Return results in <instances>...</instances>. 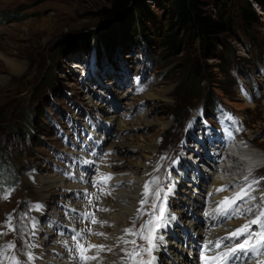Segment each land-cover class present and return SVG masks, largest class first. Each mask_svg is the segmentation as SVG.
I'll return each instance as SVG.
<instances>
[{"label": "rangeland", "instance_id": "1", "mask_svg": "<svg viewBox=\"0 0 264 264\" xmlns=\"http://www.w3.org/2000/svg\"><path fill=\"white\" fill-rule=\"evenodd\" d=\"M203 1L208 3L206 11L211 15L222 5V0ZM248 1L259 15V22L249 27L237 24L230 33L219 37L218 45L211 51L214 54L205 57L188 48L176 55L163 47L160 34L167 29L169 13L162 0H146L151 10L142 18L146 29L135 36L129 32L130 39H118L114 46L96 41L100 31L118 24L117 20L108 21L102 16L113 0H0V188L11 190L7 200L0 199V225L4 224L6 214H12L16 228L9 231L0 227V232L7 233L0 236V244L16 245L3 254L5 261L0 257V264H11L12 256L21 264H33L27 261L29 244L41 246L38 248L45 253L38 255L51 260L55 258L53 250L65 251L62 243L65 236L75 242L71 239L75 229L62 235L58 222L65 224L67 230L64 220L68 221L72 213L69 207L79 201L83 210L89 208L97 200L92 196V203L86 204L83 194L96 192L98 195L99 189L95 188H100L90 183L91 173L98 170L88 173L74 162L81 159L83 166L84 156L80 154L86 150L83 144L89 143L92 150L85 152L86 157L94 156L91 153L97 150L102 170L107 173L113 165L120 171L135 169L140 173L136 163H147L152 175L159 177L161 187L174 183L178 171L173 166L181 167V164L189 177L177 180L178 190L174 189L175 195H169L167 200V207L178 211H185L188 206L186 200L193 189L188 183L198 176L209 177L208 171L198 164L193 136L190 135L192 139L188 142L190 136L186 134L190 132L187 122L199 114L202 106L212 115L210 120L219 124L224 119L215 114L217 104L220 103V109L221 105L226 106L225 117L232 116L250 145L264 151V0ZM49 16L57 20L51 18V23H47ZM81 33L94 37L89 51L72 44L63 46L65 40L71 41ZM78 59L88 65L94 62L96 69L87 78L74 66ZM11 62L18 63L20 68L14 70ZM196 66H201L202 74L195 81L188 73ZM239 84L250 88L249 93L256 98L246 101L248 98L239 94L243 88ZM149 93H154V97ZM232 104H244V108ZM121 122L128 123L130 129L121 132ZM143 123L149 126L139 127ZM164 123H168L166 129ZM241 123L243 127L239 126ZM198 124L201 126L200 121ZM90 134L96 139L93 138L95 147ZM152 144L157 147L155 151L144 149ZM162 156L165 158L161 159ZM153 158L155 161L151 163ZM175 159L178 160L173 164ZM169 173L171 181L167 178ZM36 174L62 175L72 179L73 185L88 181L90 189L71 193L51 188L44 209L38 213L34 205L40 198L30 182V177ZM260 174L264 177V167ZM106 187L111 195L107 193L104 200L98 195L101 209L103 204L115 202V188ZM153 200L150 194L143 215L132 226L136 230L153 219ZM156 203L159 205L160 201ZM93 211L88 213L103 221V211ZM78 217L84 224L91 223L90 217L84 219L81 213ZM189 217V214L180 216L186 227L190 226ZM36 223L40 226L39 232L33 227ZM93 227L114 234V224L108 221ZM83 237L87 246V235L83 233ZM136 239L138 244L147 246L146 241ZM120 254L121 259L124 253ZM143 258L147 260V254ZM89 264L97 263L90 261Z\"/></svg>", "mask_w": 264, "mask_h": 264}, {"label": "bare ground", "instance_id": "2", "mask_svg": "<svg viewBox=\"0 0 264 264\" xmlns=\"http://www.w3.org/2000/svg\"><path fill=\"white\" fill-rule=\"evenodd\" d=\"M51 18L57 20L56 17L49 16L46 19L47 23L49 22L51 23L50 20ZM54 27L55 25L53 26V28ZM11 65H12L11 67H13L14 70H18V68H20L18 63L16 62H11ZM74 66L80 67L77 62H75ZM127 91L125 93L126 96H128ZM149 95L154 97L155 94L149 93ZM232 105L239 109L244 108L243 106L244 104L243 105L232 104ZM229 117H231V119ZM227 125L230 126V128H233V130L236 133H240L239 132L240 128L234 122L232 116L227 115ZM119 126L121 132L130 129L128 127V123L125 122L119 123ZM148 126H149L148 123L147 124L143 123L142 125H139V127H143L144 129H146ZM163 126L164 129H166L168 123L167 124L164 123ZM186 134L188 136L191 135L190 132L188 131L186 132ZM191 139L192 138L190 136L188 138V142ZM183 144L186 145L185 142ZM136 149L137 147L134 148V151H136ZM144 149L155 151L157 147L156 145L152 144V145L144 146ZM96 151L97 150L93 152L94 156L92 157L90 155L86 157L85 155L86 150L82 151L81 154L84 156L82 164L84 169L88 173H90L89 171L92 170H98V172L100 171V173L111 174L112 176L113 180L110 182L109 186L110 187L112 186L113 189L115 188L113 192V199L115 200V202H112V204L110 203V205L103 204L102 206L103 209H108V211H103L102 216H103V221L106 220L114 224V228H113L114 234L109 235L108 230H105L104 228L102 229V231H98V229L96 230L95 227H93V224L91 225V223L88 224L86 223L87 224L86 225L78 217V213L83 214V213H88L91 210L97 211V209H101V204L97 202L98 200L93 202L90 205V207L85 210L82 209L83 204H81L79 201L75 202L73 200L74 201L73 206L69 207L71 208L72 213L69 215V217H67L68 221L66 227H67V232L70 231V233H72V229L73 231L75 229V233L80 231L86 234L87 244L88 243L106 244L111 246L117 244L116 237L123 235V229L132 227L133 220L136 222L140 218L141 215L137 216V209L140 208V200L142 198V193L144 191L143 185L146 181L151 179V177L147 174H152V172L147 163L139 162L136 163V166H139V168H141L140 173L136 172L135 169L134 171L131 172H129L130 170L127 171L128 169L127 170L124 169L125 171L123 170L120 171L114 165L112 167L111 166L108 167L109 170L107 173L102 170L103 163L100 162ZM199 153L202 156H204L205 151L199 148ZM155 159L153 158L151 163H153ZM259 165H264V154H262L261 150L257 148L255 149L254 146L249 145V148L243 150L242 156L240 160L237 162V167L235 168V170L241 169L242 171H244L243 175H248L250 172L252 173L253 170H255V168ZM179 166L181 167H178L177 165L173 166V170L178 171L177 175L174 178V183H175L174 189L178 188V184H177L178 179L183 180V178L189 177L186 170L182 168V165L180 164ZM30 182H32L35 185V189H36L35 191L40 198V201L38 202V205H40V207L39 209L36 210L38 211V213H41V211L44 209V205H46L45 200L48 197L47 195L51 190V188L55 187L59 189H66V191L68 190L71 193L72 191H74L75 193L76 191H80V190L86 191L90 189V183H88V181H86L85 183H81V184L79 183L73 185L72 179H67V178L65 179L64 176L62 175L36 174L33 175L32 178L30 177ZM190 182L192 183H188V185L192 186L193 189L190 192V196L187 197L186 201L188 203V206L185 207V211H178L179 209L173 210L172 208L167 207L165 216L166 218H168L169 223L167 224L166 227H162L158 233L159 235L164 236L166 245L161 246L159 251H155L153 253V255L157 257L156 264H201V261L199 259L198 249L200 244L205 239L216 240L219 237H224L228 235L229 232L237 229L238 227L246 223L245 221L235 219L234 217L231 219L226 218L214 211L218 207L219 202L224 197L226 196L232 197L227 192L216 191L217 188L222 187L223 182L217 180L216 178H210L208 176L206 178H202L198 176L193 178ZM98 189L99 188L97 189L95 188V190ZM104 189L105 191L103 194H101L100 191H98V195H100L101 199L103 198V200L106 197L107 193L109 192L108 187ZM208 193H212V195L209 196ZM173 195H175V193L172 194L171 196ZM180 212H182L183 214H178ZM62 213L63 212L61 211L60 214ZM64 213H65L64 215H66V212ZM184 214L190 215L189 219L187 220L190 226L186 227L181 223L180 216ZM172 215H175L176 220H171ZM95 216H96V220L99 222L100 217H98L97 215ZM85 218L86 217H84V219ZM99 224L100 223H96V225ZM88 226L89 227L91 226L90 229L92 230V233L102 232L106 234L107 238L105 239V237L103 236H97L92 233H89L87 231ZM34 228L36 229L37 232H39L40 230L39 224L36 223ZM181 232H183L182 235ZM47 233L48 231H46V234ZM126 238L133 239V237L131 236H128ZM243 239L244 237L239 238V240H243ZM65 240H67L68 242L67 247L64 245L66 247L65 251L58 252L57 250H53L55 252V258L51 260L49 259L46 260L45 259L46 257H42L38 255V254L44 255L45 252L44 250L38 248L41 246L35 244L37 245V247L30 249V253H32L36 257V259L32 260L33 264H43L46 263L45 261L48 262L51 261L52 263L55 264H78V260L73 258L75 254L68 250L76 242L72 243L71 240L69 241L68 236H65L63 241ZM83 241L81 240L82 243H84ZM235 242H239V241H235ZM225 243H229V242L225 241ZM125 246L127 247V245L119 244V246L114 247L111 255H105L104 252L100 253V257L102 259L96 261V263L122 264L120 259L121 256L120 249L124 248ZM88 254L89 255L95 254V250L93 249ZM209 255H211V253H209Z\"/></svg>", "mask_w": 264, "mask_h": 264}, {"label": "snow or ice", "instance_id": "3", "mask_svg": "<svg viewBox=\"0 0 264 264\" xmlns=\"http://www.w3.org/2000/svg\"><path fill=\"white\" fill-rule=\"evenodd\" d=\"M143 91V88L138 89ZM247 95V93H245ZM231 119V117H229ZM183 143V141L181 142ZM165 157H161L164 159ZM176 161H173L175 164ZM159 170V165H157L156 171ZM67 174V173H66ZM151 177L150 180L146 181L143 185L144 191L142 193V198L140 200V208L137 209V216L143 215V206L148 203V196L151 194L154 198L153 203L151 204L152 216L153 219L149 220L146 224L141 225L139 230H136L134 227H129L123 229V235L116 237V245H106V244H93L88 243L87 246L85 243H82L83 232H76L71 239L76 243L73 244L68 250L73 252L74 259L78 260V264H89L90 261H99L102 259L100 253L102 252H112L114 247L123 245H131V249L121 248V252L124 255L121 257L122 264H156L157 257L153 255L155 251H159L161 246L166 245V241L163 235H159V230L162 227H166L169 223L168 218L165 216L167 210V200L169 195L174 194V183H169L164 187H161V181L159 177H156L152 174H147ZM169 181H171V174H168ZM112 179L111 174L101 173L97 177V183L94 186L99 184L107 185L108 181ZM264 180V177H253L250 172L248 176H245L243 179V186L240 191L235 193L232 197H224L220 202L218 207L214 210L219 213L221 216L226 218L241 217L245 215L246 212H253V207L240 210L239 201L248 203L249 201L257 200L254 193L258 190L257 186ZM155 185V188H153ZM166 189V190H165ZM226 190V187L217 188V192H223ZM99 191L101 194L104 193V187H100ZM163 193V197L162 194ZM108 195H111V192H108ZM209 196L212 193H208ZM11 196V190L5 191L3 188H0V199L7 200ZM91 196H94L96 200L100 199V196L96 193H92ZM156 201H160L159 205ZM89 204L92 203L91 197L89 198ZM264 191H260L259 204L255 205L258 209V212L255 213V219L246 222L242 226L228 233L224 237H219L216 240L205 239L199 246L198 254L201 264H264V260H260L259 257L264 255ZM39 209L40 205H34ZM100 211H108V209H99ZM84 217H92L91 223L96 224L100 223L101 225L106 224L107 221H97L93 214L83 213ZM171 220H176L175 215L171 216ZM13 216L12 214H6V219L3 225L0 227L7 228L9 231H15V225L12 223ZM135 221L133 220V225ZM257 225L259 231H253L252 226ZM35 227V224H33ZM89 233H92V230L87 229ZM6 232H0V236L6 235ZM35 233H33L34 235ZM97 236L106 237L105 233L95 232L92 233ZM131 236L133 239H127L126 237ZM146 241L147 246H142L137 243V239ZM240 237H244L243 240H239ZM228 241L229 243H225ZM239 241V242H235ZM66 247L68 245L67 240L62 242ZM37 245L29 244L28 248H35ZM16 245L12 242L0 244V257L3 256L8 250L15 249ZM95 250V254L89 255L88 253L92 250ZM211 253V255H209ZM147 254L148 259L145 260L143 257ZM36 257L32 253L27 254V261H32ZM11 264H21V261L17 259L16 256L11 257Z\"/></svg>", "mask_w": 264, "mask_h": 264}, {"label": "trees", "instance_id": "4", "mask_svg": "<svg viewBox=\"0 0 264 264\" xmlns=\"http://www.w3.org/2000/svg\"><path fill=\"white\" fill-rule=\"evenodd\" d=\"M166 2L169 13L167 29L160 34L163 47L174 54L184 52L186 48L193 53L200 52L206 57L218 45L219 37L230 33L236 25L249 27L259 22L252 3L248 0H222L219 11L214 15L206 11L208 3L203 0H162ZM233 6L235 7L232 11ZM146 0H113L112 6L106 8L102 16L108 21L117 20L107 30L100 31L96 41L100 44L114 46L117 40L130 39L146 29V22L142 18L145 12H150ZM131 35V36H132ZM94 37L87 33L75 35L71 41H64L63 46L71 45L83 51H89ZM197 67V66H196ZM194 69V68H193ZM201 66L190 71V78L199 80Z\"/></svg>", "mask_w": 264, "mask_h": 264}, {"label": "built area", "instance_id": "5", "mask_svg": "<svg viewBox=\"0 0 264 264\" xmlns=\"http://www.w3.org/2000/svg\"><path fill=\"white\" fill-rule=\"evenodd\" d=\"M58 249V248H57Z\"/></svg>", "mask_w": 264, "mask_h": 264}]
</instances>
